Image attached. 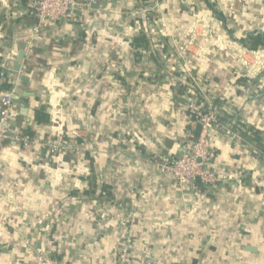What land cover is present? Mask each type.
<instances>
[{
    "label": "crops",
    "instance_id": "obj_1",
    "mask_svg": "<svg viewBox=\"0 0 264 264\" xmlns=\"http://www.w3.org/2000/svg\"><path fill=\"white\" fill-rule=\"evenodd\" d=\"M78 1L36 31L29 0H0V99L34 138L0 151V264H264V45L245 42L264 0ZM200 102L226 118L209 186L160 168L199 138Z\"/></svg>",
    "mask_w": 264,
    "mask_h": 264
},
{
    "label": "built area",
    "instance_id": "obj_2",
    "mask_svg": "<svg viewBox=\"0 0 264 264\" xmlns=\"http://www.w3.org/2000/svg\"><path fill=\"white\" fill-rule=\"evenodd\" d=\"M75 8H84L78 0H29L28 9L36 17L39 28H50L61 20L78 22L79 17H83V10L79 17L75 16ZM1 77L4 78L9 66L1 65ZM15 91L4 93L0 99V151L7 142H14L23 146L34 143V138L21 130H12L10 125L19 115L13 107V96ZM195 117L200 124V135L196 141L190 142V152L183 154L175 160H164L160 163L161 171L173 177L181 184L193 185L200 179L204 186H209L217 182L216 176L205 168V164L210 160L211 140L210 132L215 128L224 127L218 122L216 110L211 103L200 102L195 109ZM66 146L50 144L53 152H61ZM41 264H56L49 257L44 256Z\"/></svg>",
    "mask_w": 264,
    "mask_h": 264
},
{
    "label": "trees",
    "instance_id": "obj_3",
    "mask_svg": "<svg viewBox=\"0 0 264 264\" xmlns=\"http://www.w3.org/2000/svg\"><path fill=\"white\" fill-rule=\"evenodd\" d=\"M245 42L249 48L256 49L258 46L264 45V36H262V35H259V36L251 35L245 40ZM147 45H148L147 39L144 35H141L138 38H136L134 40V44H133L134 48L137 50V53L139 52V49L142 46H147ZM0 75H1V70H0ZM3 80L5 82L2 83V87H3L2 89L10 90L12 88V84L9 82V80L7 78V73L5 74V77ZM218 105H220V104H217L216 106H218ZM216 117H217L219 123L225 122V120H226V118L223 117L221 115V112H219V111L216 112ZM37 122H42V117H40V113H37ZM255 134H256V138H257V141L259 143L260 148L264 149V147H263L264 141L261 139V136L259 135V133L255 132Z\"/></svg>",
    "mask_w": 264,
    "mask_h": 264
},
{
    "label": "water",
    "instance_id": "obj_4",
    "mask_svg": "<svg viewBox=\"0 0 264 264\" xmlns=\"http://www.w3.org/2000/svg\"><path fill=\"white\" fill-rule=\"evenodd\" d=\"M95 4L97 5V2H95ZM17 61H18V64L15 66V70L16 71H20L21 70V65L24 61V58H25V53L24 51H22L20 54L17 55ZM18 100V97L17 96H13V102H16ZM20 103H22L24 106L26 105V103L24 101H21ZM22 113L23 114H26L27 113V109H23L22 110ZM14 123L12 122L11 125H10V128L13 130L14 128L12 127Z\"/></svg>",
    "mask_w": 264,
    "mask_h": 264
}]
</instances>
